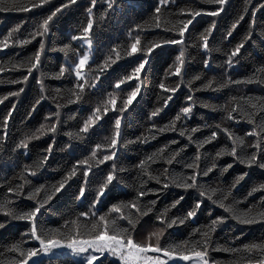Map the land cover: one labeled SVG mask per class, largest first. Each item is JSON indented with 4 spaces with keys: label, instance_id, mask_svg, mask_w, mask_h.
Returning <instances> with one entry per match:
<instances>
[{
    "label": "snow or ice",
    "instance_id": "1",
    "mask_svg": "<svg viewBox=\"0 0 264 264\" xmlns=\"http://www.w3.org/2000/svg\"><path fill=\"white\" fill-rule=\"evenodd\" d=\"M180 2L181 0H157L146 20L134 24L128 29L127 36L130 43L127 48L122 51L121 45H113L110 54L105 55V58L97 65L95 77L90 78V73L86 72L85 68L95 60L93 29L97 0H90L84 9L87 17L86 24L78 30L77 34L71 36L70 42L64 43L58 49H49L46 40L51 38L53 25L57 19L69 8L77 5L79 0H63L58 4H55V0H0V12L4 13H29L50 8L46 15L33 17L30 31L23 36L22 26L25 21L21 20L0 37V52L25 48L39 38V47L33 54L21 58L14 53L7 60L0 61V74L6 71L26 72L17 79H0V84L22 85L35 71H40V76L36 78L39 96L28 112L29 117L32 115V110H35L41 101L48 98L45 95L48 91L43 79L45 76H50L53 79L74 77L75 82L66 89L65 97L67 105H74L83 102L86 94L97 87L101 76L118 61L131 58V62H134L139 59V62L131 68L128 74L115 80L112 85L113 91L108 92L91 108L90 114L83 119L78 131L66 133L70 141H82L90 132L104 123L111 113L115 118L111 121L110 135H105L103 142L95 143L88 154L82 159L75 160L58 180L34 185V179L40 177L53 151L54 143H49L37 161L31 165L25 164L20 168L14 178L19 181L18 183H15L14 186H8V183L3 185L7 191L0 194V214L9 222L12 220L26 222L28 229L22 233V237L27 236L28 239L36 241L39 247H27L26 241L23 239L15 241L7 245L4 252H0V257L7 254L6 258L0 259V264H38L34 258L41 254H55L57 250L61 249H66L78 257V264H173L174 261H183L186 264H222L219 260L211 259L210 252L213 250L229 254L230 259L223 264H264V237L238 246L228 244L227 246L217 245L215 249L212 247L213 234L226 219H232L242 226L264 224V181L255 184L249 190V197L255 196L257 193L261 194L258 200L248 204L247 207H240L239 201L228 202L231 199L232 189L248 175L247 171L235 177L232 185L226 191L202 182L203 178L214 170L223 174L232 167V163H238L245 169L257 167L264 171V119H260L258 122L255 119L257 113L264 115V96H231L219 106L203 103L202 107L204 108L212 110L218 108L222 111L224 115L221 117V121L212 125L205 122L190 129L183 127L184 121L193 114V108L197 102L195 93L207 90L219 92L230 86L241 84L264 86V67L256 68L251 75L241 79H232L229 74L230 70L238 63L246 42L254 36V21L249 23L242 39L226 53L223 81L220 82L216 77H212L197 88L195 83L201 81V75H193L190 79H185L186 66L189 63L187 48L191 35L190 27L201 17L211 18L210 25L198 35L199 48L204 52H211L210 38L218 24L216 18L221 16L231 0H185L184 6L176 8L175 11H169L167 15L164 14V10L169 5L175 6ZM105 3V14L116 7L115 0H105ZM251 3L252 0H244L242 10L231 23L226 34L223 35V40H229L234 30L244 19L246 12L250 10L255 17L257 8L264 7V0H261V3L256 7L249 9L248 5ZM161 29L164 33L174 34V37L157 36L152 40H147L142 35L151 30ZM258 35L259 43L264 44V29ZM72 42H82L86 46L83 54L72 47ZM252 42L254 46L257 44L254 39ZM170 46H176L178 54L175 56L174 62L165 69L164 76L156 85L161 90L157 94L159 106L154 107L148 113V128L145 133L137 136L135 140L125 139V117L148 84L144 73L147 71L150 58L158 50ZM47 51H59L64 54V62L60 64L58 72L49 74L41 71ZM210 63L211 60L207 57L203 61L205 68ZM168 78H179V80L173 86L165 83ZM129 82H133L135 86L131 87V90L125 95H121L122 86H128ZM214 84L215 87H213ZM182 85L189 93L185 96L186 106L181 107L167 123L157 124L156 120L162 116ZM63 91L60 88L55 89L58 95H63ZM22 92H24V88L19 87L17 91H10L7 95L0 96V104H3L9 97H18ZM165 94L167 95L165 96ZM52 99L56 101L57 98L52 97ZM55 107L56 111L49 113L44 118L45 121H51V123L42 122L34 131L25 132L16 143L14 150L22 149L27 153L31 142L38 141L47 134H52L54 141L62 119L63 105L57 102ZM15 108L16 104L13 102L12 107L7 110V114L2 117L0 148L7 140L9 123ZM238 120H244L251 126L243 136L236 134L228 126L230 122ZM201 129H207L210 134L197 139L194 134L199 133ZM177 130L180 137H186L188 143L195 146L194 156L188 161L181 162L182 149H176L170 154H166L168 144L146 155L135 165L140 183L134 196L127 201L112 203L106 211H102V198L107 194L110 186L117 182L118 172L125 171L118 169L116 163L121 150L130 144H147L155 140L158 133ZM221 134L226 137V143L217 148L214 153L206 151L205 146L216 142ZM249 139L252 141L250 144L248 143ZM227 142H230V145ZM169 143L174 144L176 141ZM187 146L186 144L184 147ZM65 147L70 149L71 144L69 143ZM102 152L104 154L100 155ZM225 156L231 157L232 163L219 167L217 162ZM158 161H163L169 166L174 163H182L181 171L177 173L171 168L165 167L159 174H154L151 171V166ZM106 162H112V166L98 183L88 210L77 212L75 216L64 220L57 227H44L40 216L45 206L49 205L58 194H61L71 181L78 178L81 171L83 182L79 184L75 200L82 201L90 193L88 185L91 183L92 177L102 175L101 166L106 165ZM149 181H155L161 187L149 188L147 187ZM172 187L184 192L195 193L194 203L186 213L171 216L172 210L185 199L183 195L174 199L170 205L165 206L159 212H156V200H150L147 204L142 202V198H145L149 193L160 192ZM20 197L32 201L34 206L27 209L19 208L17 200ZM205 200L222 209L226 215L216 216L214 219H210L208 224L192 228L188 236L182 240L166 242L168 241V230L177 225H188L197 216ZM149 214L155 216L154 223L158 222L159 226L147 231L146 236L138 239L137 234H142L146 230L141 225ZM4 227L5 224L0 222V228ZM233 239L238 241L239 237H233Z\"/></svg>",
    "mask_w": 264,
    "mask_h": 264
},
{
    "label": "trees",
    "instance_id": "2",
    "mask_svg": "<svg viewBox=\"0 0 264 264\" xmlns=\"http://www.w3.org/2000/svg\"><path fill=\"white\" fill-rule=\"evenodd\" d=\"M59 2H63V0H55V4ZM156 2L157 0H115V9L109 10L105 14V0H97L94 10L95 26L93 29L95 60L85 68V71L90 73V78L95 77L97 65L105 58V55L110 54L113 45H121L122 51L127 48L130 43V39L127 36L128 29L134 24L144 22L151 14ZM184 2L185 0H181L178 5H169L168 8L164 10V14L167 15L169 11H175L176 8L184 6ZM89 3L90 0H79L77 5L69 8L57 19L56 23L53 25L51 38L46 40L49 49H58L64 43L70 42L71 36L77 34L78 30L86 24L87 17L84 9ZM259 3H261V0H252V3L249 4L248 7L251 9L256 7ZM243 4L244 0H231V3L226 6V10L221 16L216 18L218 24L210 38L211 52H204L200 49L198 40L199 33L203 32V30L210 25L211 18L201 17L190 27L191 35L188 40L189 46L187 48V59L189 63L186 66L185 79H190L193 75H201L202 79L195 83V87L199 88L200 84L212 77H216L220 82L223 81L226 68V53L242 39L248 29L249 23L253 21V28L255 29L254 36L246 42L239 56L238 63L230 70L229 74L232 79H241L251 75L256 68L264 67V44L259 43L258 35L259 32L264 29V7L257 8L255 17H253L250 10L246 12L244 14V19L234 30L229 40H223V35L226 34L231 23L238 17L243 8ZM49 10L50 8L29 13L0 12V37L6 34L10 28L14 27L21 20L25 21V24L22 26L23 36V34L30 31V24L33 17L46 15ZM134 35L135 33L133 34V38ZM142 35L145 36L147 40H152L157 36L174 37V34L164 33L162 29L151 30ZM253 39L257 41L255 46L252 42ZM38 47L39 38L25 48L8 49L0 52V61L7 60L8 57L14 53L18 54L21 58L29 56L33 54ZM72 47L77 49L80 54H83V50L86 48L82 42H72ZM217 49H219V51H217ZM177 54L178 48H176V46H170L158 50L150 58L147 71L144 73V78L148 81V84L125 117V139L135 140L137 136L145 133L148 128V113L153 110L154 107L159 106L157 104V94L160 93L161 90L157 88L156 85L159 84L160 78L164 76L165 69L168 68V65L174 62V58ZM206 57L211 60L207 68H205L203 64ZM74 58L73 56V59ZM63 62L64 54L62 52L47 51L44 55V65L41 71L49 74L58 72L59 66ZM138 62L139 59L131 62V58L118 61L101 76V79L97 82V87L86 94L83 102L74 105H67L65 101L67 95L66 89L71 87V84L75 82L74 77L53 79L50 78V76H45L43 79L45 87L48 89L45 95L48 98L41 101L35 110H32L31 117L28 116V112L31 110V106L35 99L39 96V86L36 84V78L40 76V71H35L29 77V80L22 85L0 84V96L7 95L10 91H17L19 87L24 88V92L18 97H9L3 104H0V123H2L3 115L7 114L8 108L12 107V103L15 102L16 104V108L10 119L7 140L4 142L3 147L0 148V194L6 193L7 191L6 187H3L5 183H8V186H14L15 183L19 182L14 178L20 171V168L25 164L31 165L34 161H37L43 150L47 149L49 143H54L53 151L40 177L34 179V185H38L39 183H52L58 180L63 173L71 167L75 160L82 159L87 155L95 143L103 142V137L105 135H110L111 121L115 118L111 113H109L104 123L90 132L82 141H70L66 133L78 131L83 119L90 114L91 108L103 99L108 92L113 91L112 85L115 83V80L128 74L131 68L135 67V64ZM23 74H26V72L18 73L15 71H6L0 74V79H17ZM178 80L179 78H168L165 83L174 86ZM134 86L135 84L133 82H129L128 86H122L121 95H125L131 90V87ZM213 87H215V84ZM56 88L64 90L63 95H58L55 92ZM188 94V90L182 85L162 116L156 120V123L163 125L174 117L181 107L186 106L185 96ZM166 95L167 94H165V96ZM195 96L197 102L194 105L193 114L185 120L183 124V127L186 129H190L191 127L205 122L212 125L221 121V117L224 113L218 108L217 110L204 108L202 107L203 103L219 106L224 104L231 96H264V86L241 84L239 86H230L219 92L211 90L199 91L195 93ZM52 97H56V101H53ZM57 102L63 105V107L61 109L62 119L58 125V132L55 134L54 141L52 134H47L44 138L31 142L27 153L22 149L14 150L16 143L23 137L25 132L34 131L42 122L51 123V121H45L44 118L49 115V113L56 111L55 104ZM255 119L258 122L260 119H264V115L257 113ZM228 126L232 128L236 134L242 136L249 131L251 127L244 120L230 122ZM209 134L207 129H201V131L194 134V136L200 139ZM171 141H176V143L170 144L169 142ZM251 142V139H249L248 143L250 144ZM69 143L71 144L70 149L65 147ZM225 143L226 137L221 134L216 142L206 145L205 150L214 153L217 148ZM227 143L230 145V142ZM166 144L169 145L166 154H170L176 149H182L181 162L190 160L195 154V146L189 144L186 137H180L178 130L158 133L156 134V139L147 144L137 143L126 146L125 149L121 150L116 161L118 169H124L125 171L118 172L117 182L110 186L107 194L102 198V211H106L107 207L112 203L127 201L134 196L135 190L140 183L138 179V170L135 168V165L140 159ZM186 144L188 146L184 147ZM103 154V152L100 153V155ZM217 163L219 167H223L226 164L232 163V158L225 156L220 158ZM111 166L112 162H106V165H102V175L93 176L91 183L88 185L90 193L86 195L82 201H76L75 195L79 191V184L83 182L81 171L78 178L71 181L70 185L66 187L61 194H58L49 205L45 206L40 216V221L43 226L57 227L61 225L64 220L75 216L77 212L88 210L91 200L94 198L98 183L103 178V175H106ZM165 167H169L172 171L178 173L181 171L182 163H174L169 166L163 161H158L151 166V171L154 174H159ZM245 171L248 172V175L232 189L231 199L228 202L239 201L240 207H247L248 204H252L258 200L261 194L257 193L255 196H248L251 187L264 181V171L259 168L252 167L250 169H245L244 166L238 163H232V167L223 174L218 170H214L207 177H204L202 182L211 187H217L226 191L232 185L235 177ZM147 187L155 189L160 188L161 185H157L155 181H149ZM181 195H183L185 199L171 212V216H178L186 213L193 205L195 197L194 192H184L181 189L172 187L160 192L149 193L145 198H142V202L147 204L150 200H156V212H159ZM25 197L18 198L17 206L21 209L34 206L33 202L27 200ZM246 197L247 199H245ZM220 215L226 214L223 213L222 209L205 200L197 216L194 217L188 225H177L168 230V241L166 242L182 240L188 236L192 228L197 226L202 227L208 224L210 219H214L216 216ZM154 221L155 216L153 214H149L148 217L144 218L141 227L146 230H144L142 234H137L138 239L142 238V236H146L147 231H151L159 226L158 222L154 223ZM0 222L5 224L4 228H0V252H4L7 245L21 239L26 241L27 247H39L36 241L28 239L27 236L22 237V233H25L28 229L26 222L14 220L9 222L2 214H0ZM241 233H243V235H241ZM233 237H239V240H234ZM262 237H264V224L258 223L251 226H242L238 225L236 221L232 219H226L218 226L213 234L214 243L212 247L215 249L217 245L227 246L228 244L238 246L246 242L257 241ZM6 257L7 254L5 253V256L0 257V259ZM210 257L211 259L221 261L222 264L230 259L228 253L216 250L210 252ZM78 260L79 258L71 253L61 252L60 250H57L55 254H41L35 259L38 264H78Z\"/></svg>",
    "mask_w": 264,
    "mask_h": 264
},
{
    "label": "rangeland",
    "instance_id": "3",
    "mask_svg": "<svg viewBox=\"0 0 264 264\" xmlns=\"http://www.w3.org/2000/svg\"><path fill=\"white\" fill-rule=\"evenodd\" d=\"M61 252H68V253H70L68 250H66V249H61L60 250ZM42 255H44V254H42ZM39 257V256H38ZM37 258V257H36ZM36 258H34V259H36ZM173 264H186V262H183V261H174L173 262Z\"/></svg>",
    "mask_w": 264,
    "mask_h": 264
}]
</instances>
